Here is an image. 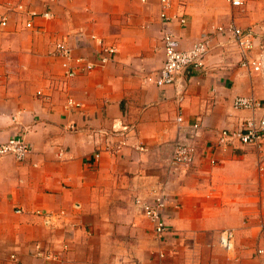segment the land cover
Segmentation results:
<instances>
[{"label":"crops","instance_id":"obj_1","mask_svg":"<svg viewBox=\"0 0 264 264\" xmlns=\"http://www.w3.org/2000/svg\"><path fill=\"white\" fill-rule=\"evenodd\" d=\"M171 2L186 25H165L160 0H0V142L22 134L31 146L24 161L0 157V264L264 261V144L218 145L219 131L264 115L234 108L237 97L264 104V0ZM20 5L54 18L29 29ZM231 23L259 34L248 58L261 71L242 67L233 40L216 32ZM166 29L183 49L212 33V48L202 69L159 87ZM91 35L117 48L115 61L66 78L56 43L91 59ZM69 98L81 108L67 109ZM196 123L194 163L174 165L175 143ZM160 196L168 230L158 238L135 201ZM225 229L236 232L231 253L219 245Z\"/></svg>","mask_w":264,"mask_h":264},{"label":"built area","instance_id":"obj_2","mask_svg":"<svg viewBox=\"0 0 264 264\" xmlns=\"http://www.w3.org/2000/svg\"><path fill=\"white\" fill-rule=\"evenodd\" d=\"M55 0H49L54 2ZM146 3L148 0H140ZM234 8H242L244 0H226ZM161 12L160 17L165 25L177 22L180 25H186V19L176 14H169L172 7L171 0H160ZM20 12L28 15L25 23L29 29L34 28V20L38 18L52 19L54 15L50 10L43 13L35 11H27L22 5L18 7ZM3 27L7 26V19L1 21ZM264 31V24H263ZM216 32L222 35H229L236 47L243 55L241 66L247 68L250 73L259 72L263 63L259 59L248 58V53L255 48V42L258 38L257 32L253 29L244 30L234 23L227 26L216 28ZM82 35L83 33L80 32ZM212 33L201 35V39L194 43L191 47L183 49L177 36L166 29L163 32L162 42L165 52V60L163 67L160 69L157 77V85L163 87L166 85L177 84L179 76L188 68L202 69L205 65V59L211 50ZM91 40L96 43L97 51L93 58L86 55H78L75 49L71 47L65 40L56 43L51 55L55 57L61 66L62 73L68 79L78 77L82 74L91 73L105 65L115 61L118 50L114 45L107 44L97 35H91ZM264 41V39H262ZM264 49V46L261 45ZM81 104L72 98H69L66 108H81ZM234 108L238 110L251 109L256 110L264 108V104L252 97H237L234 100ZM124 129H128L124 127ZM201 125L196 123L189 127L186 132L187 136L178 138L174 145L172 153V163L177 166H189L194 163L196 149L194 141L199 136ZM189 135V136H188ZM8 141L0 142V157L11 155L17 161H24L31 153V146L26 142L22 134L13 135ZM239 142L243 145L254 147L262 150L264 144V115L260 119L252 118L244 122L243 126L237 130H221L218 133V145L227 147ZM263 170V167H260ZM140 207L144 215L150 219L155 225V232L158 238H161L167 232V224L164 219V208L166 207V199L163 196L156 198L155 202L145 203L139 199L135 201ZM235 231L225 229L220 232L219 244L227 252H233L235 246ZM259 256H264V249L258 250ZM264 264V261L262 262Z\"/></svg>","mask_w":264,"mask_h":264},{"label":"bare ground","instance_id":"obj_3","mask_svg":"<svg viewBox=\"0 0 264 264\" xmlns=\"http://www.w3.org/2000/svg\"><path fill=\"white\" fill-rule=\"evenodd\" d=\"M240 129V128H239ZM239 129H236V130H234V131H237V130H239ZM239 142H235L234 144H232V145H235V144H238ZM239 144H241V143H239ZM232 230V229H231ZM235 236H236V232H235ZM235 248H236V238H235V246H234V249L233 250H235ZM259 249H261V248H259ZM258 249V250H259ZM264 249V248H263ZM231 253V252H230ZM258 253V252H257ZM260 257H264V256H260Z\"/></svg>","mask_w":264,"mask_h":264},{"label":"rangeland","instance_id":"obj_4","mask_svg":"<svg viewBox=\"0 0 264 264\" xmlns=\"http://www.w3.org/2000/svg\"><path fill=\"white\" fill-rule=\"evenodd\" d=\"M220 245V244H219ZM234 256H236V252H235V255Z\"/></svg>","mask_w":264,"mask_h":264}]
</instances>
